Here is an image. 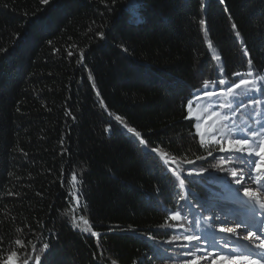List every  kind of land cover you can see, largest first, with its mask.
<instances>
[{"label":"trees","instance_id":"16d2710c","mask_svg":"<svg viewBox=\"0 0 264 264\" xmlns=\"http://www.w3.org/2000/svg\"><path fill=\"white\" fill-rule=\"evenodd\" d=\"M136 3L0 0V264L12 252L16 264H186L248 251L214 218L251 225L231 172L264 175L204 141L189 107L223 90V146L264 132V95L248 90L264 78V0ZM241 77L254 85L229 92ZM185 234L206 247L188 252Z\"/></svg>","mask_w":264,"mask_h":264},{"label":"snow or ice","instance_id":"6c2138e0","mask_svg":"<svg viewBox=\"0 0 264 264\" xmlns=\"http://www.w3.org/2000/svg\"><path fill=\"white\" fill-rule=\"evenodd\" d=\"M44 2L48 3V0H44ZM113 2H115V0H113ZM132 6L133 7L139 6L137 5L136 0H132ZM233 27H235V25H233ZM99 35L103 37L104 34L101 32ZM236 35L239 36V32H237ZM249 63H251V60H249ZM233 75L239 76L241 74L233 73ZM217 83H218V86L224 85V81H218ZM254 83H255L254 81L247 80L241 77L239 80V83H234V84L229 83L227 85V89L229 92H231L233 88L240 89L242 86L248 87L250 85H254ZM259 83L262 85V87L259 89L255 87H251L248 89L249 93H257L260 95H264V78H262L259 81ZM202 91H205L208 96L217 95V93L213 91H208L207 87L202 89ZM259 103H260L259 99L252 96L251 94L249 95V104L256 105ZM197 127H199V125H197ZM130 131L135 133L137 137L140 136V133L137 132L135 129H131ZM244 132H245V135L242 138L228 140L226 147L223 146L221 140H216L215 143L216 145L219 146L218 151L226 153L228 157L232 158L234 161H237L238 163L235 165V167H240L244 163H246L248 160H251L254 164L255 173L264 175V132H261V131L249 132L247 129H245ZM151 151H155V150L152 149ZM211 154L212 153L209 152V155ZM257 158L259 159L257 160ZM221 170H223V168H221ZM205 171H207V169H203V168H201L200 171L198 172L189 171L186 173V176L188 178H191L193 176L199 177ZM176 175L179 176L180 173H176ZM231 175L235 177L234 183L239 186L235 189L236 194L239 195L241 193V189L243 190L242 195L243 197L247 198L251 206L253 217L264 218V193L259 191V185L261 183H264V180L257 179V177L253 175V172L251 170L247 172V177H248L247 182L242 181L241 175L238 174L236 171H232ZM72 178L73 179L76 178L74 174ZM180 183L183 184L184 180H181ZM248 183H253L257 185V190L254 191L252 188L248 187L247 186ZM179 200L188 201V197L186 195H182L179 197ZM188 202L190 203V201ZM196 206L199 207V205H196ZM170 218L173 221H179L181 218V212L173 210ZM215 218L219 219V217H215ZM240 227L241 225L237 223L235 227L221 228L220 231L224 233L232 234L233 236H235L237 234V229ZM108 229L109 231H114L111 225L108 226ZM245 231L247 232V235L238 236L237 238L242 239V240H247L249 242H251L253 239L260 241L258 244H255L254 247H256L257 249L261 250L262 253H264V240L261 239V237H264V228L259 230L260 235H257L254 232L248 231L246 226H245ZM89 234L91 235L93 233H89ZM95 235L99 236L101 234L95 233ZM179 238H180L179 235H177L173 239L178 240ZM145 239H151V237H145ZM183 239L189 242V245L187 247L188 252H191L193 248L206 247V245L202 242L201 235L185 234L183 236ZM192 242H195V243H192ZM168 243H172V241H169ZM47 247L48 245L45 244L44 248H47ZM15 257H16V253L12 252L10 256L8 257V259L5 261V264H16ZM185 259H186V264H193L192 260L188 258H185ZM220 259L222 261V264H244L245 261L247 262V264H257V261H255L254 259L249 260L248 257H237L235 255L223 256ZM38 261H39V258H37V264H38ZM140 264H144V261L142 260ZM195 264H199V261H196Z\"/></svg>","mask_w":264,"mask_h":264},{"label":"rangeland","instance_id":"374dc122","mask_svg":"<svg viewBox=\"0 0 264 264\" xmlns=\"http://www.w3.org/2000/svg\"><path fill=\"white\" fill-rule=\"evenodd\" d=\"M213 92L217 93V95L208 96L206 93H202L189 107L190 116L194 117L197 120V125H199V127L196 126L197 132L200 134L201 138L206 142H215L219 139L217 130L222 120V117L220 115V111L222 109L221 104H225V101L229 97V93L223 90ZM251 185V183L247 184V186ZM214 220L217 222L215 225L218 228L219 232H221V228L235 227L236 224L239 223L238 221L231 220L229 219V217L226 216L219 217V219L214 218ZM249 223L251 225L247 226L245 224L239 223L241 227L237 229V234L235 236L238 237L247 235V232L245 231V226L247 227L248 231L260 235L259 230L264 228V219L260 220V217H252L249 220ZM261 239L264 240V237H261ZM242 242L244 246H247L248 251L239 254L234 253L232 255H235L237 257H248L249 260L254 259L255 261H257V264H264V258H262L264 257V253L254 247V245L258 244L260 241L253 239L251 242L247 240H242ZM253 248L257 250L253 251ZM203 250V253H198L197 255H195V257L190 259L193 261V264H195L196 261H199V264H222L220 258L223 256L212 254L210 253L211 251H206V249ZM244 264H247V262L245 261Z\"/></svg>","mask_w":264,"mask_h":264}]
</instances>
